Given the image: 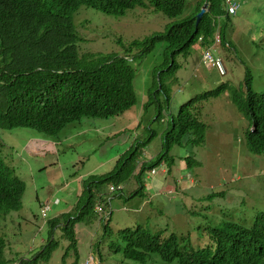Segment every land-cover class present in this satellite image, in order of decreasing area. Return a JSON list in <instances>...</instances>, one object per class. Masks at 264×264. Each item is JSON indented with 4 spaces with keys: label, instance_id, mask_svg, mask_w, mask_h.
Wrapping results in <instances>:
<instances>
[{
    "label": "rangeland",
    "instance_id": "obj_1",
    "mask_svg": "<svg viewBox=\"0 0 264 264\" xmlns=\"http://www.w3.org/2000/svg\"><path fill=\"white\" fill-rule=\"evenodd\" d=\"M185 1L186 9L178 18L192 13L202 0ZM241 2L244 11L239 9L237 16L223 20L226 36L234 49L230 51L232 66H227L233 68L232 72L223 76L216 68H208L207 63L202 62L204 47L199 42L193 44L188 55L177 57L180 67L172 76L171 112H178L181 104L191 97L214 90L222 83L227 82L231 87L227 92L222 89L218 95L201 98L200 116L206 124L204 142L193 148L190 145L175 146L170 151L176 158V176L183 174L187 181L184 183L179 176L180 182H177L182 189L184 186L188 189L172 195L176 181L173 174L168 176L167 163L157 166V171L152 172L155 175L144 173L142 179L146 186L142 195L132 194L140 186L135 176L124 181L121 184L123 188L114 193L109 190L114 183L98 184L106 200L103 201L105 211L111 212L106 228L90 209L86 218L75 225L76 248L69 244L70 240L60 227L55 228L51 239L57 241V246L51 258L48 261L41 259L40 264H71L75 256L83 260L85 254L81 248L87 236L92 235L96 242L95 257L99 248L104 264H142L128 258L123 261V254L116 252V245L122 241L119 239L120 231L141 224L153 232L162 231L164 235L171 232L187 234L192 230L193 238H204L208 233L206 227L232 219L253 222L255 216L264 211V156L259 157L250 150L247 152L248 120L230 97L234 89L246 95L244 76L247 70L251 71L253 90L258 93L264 91V0ZM168 21L165 14L142 7L129 10L124 16H116L81 6L74 15L76 32L81 38L80 54H125L123 44L164 30ZM164 47L165 42L161 41L146 57L133 62L137 72L138 101L123 114L111 118L84 116L80 121L69 123L57 135H48L31 127L0 130L4 143L1 152L26 183L23 200L26 208L0 211V236L7 241L4 256L8 264L14 258L33 257L49 239L47 220L53 219L56 212L49 211L46 219L41 216L39 199L45 201L44 194H50L54 200L68 197L67 194L72 192L74 198L69 196L73 200L69 208L75 212L76 208L72 211V207L80 198L84 180L91 174L101 175L110 171L119 154L133 143L147 140L140 148L141 161L155 159L162 151V134L169 114L163 111L156 120L158 108L150 105L145 110L144 103L154 84L152 71L161 63ZM189 155L199 163L195 165L194 160L187 158ZM189 162L194 163L192 168H181ZM222 191L223 196L214 195L204 200L190 194L197 196ZM109 197H112L111 201ZM49 204L51 207L52 201ZM198 225L204 228H196Z\"/></svg>",
    "mask_w": 264,
    "mask_h": 264
},
{
    "label": "trees",
    "instance_id": "obj_2",
    "mask_svg": "<svg viewBox=\"0 0 264 264\" xmlns=\"http://www.w3.org/2000/svg\"><path fill=\"white\" fill-rule=\"evenodd\" d=\"M203 1L192 13L178 18L186 9L185 0H0V130L31 127L48 135H57L69 123L80 121L84 116L111 118L123 114L138 101L137 72L133 62L146 57L161 41L165 42L163 59L152 71L154 84L148 91L144 108L155 105L158 108L156 120L163 111L169 114L162 134V151L155 161L143 162L136 173L140 148L147 140L133 143L118 157L112 171L91 174L84 180L80 204L73 212L78 214L73 217V213H65L49 220L50 237L42 248L29 259L14 258L12 264H40L41 259L48 261L57 246V241L51 239L57 227L76 248V223L86 218L90 209L93 211L97 199L106 201L98 184L118 185L136 176L143 186L142 176L147 169L163 161L168 162L170 168L173 166L175 157L170 153L173 147L197 146L204 142L206 124L200 116L201 100L208 95H217V90L191 97L181 104L178 112H171V81L180 67L177 57L188 55L199 37H203V45L209 44L216 30V16L225 14L224 0H208L209 10L196 25V14ZM81 6L116 16H124L129 10L142 7L165 14L169 21L163 31L123 44L125 54H80L81 38L76 32L74 15ZM221 34L225 44L224 28H221ZM254 122L256 130L248 133L247 145L253 153L263 154V105L258 107ZM3 145L0 136V211L23 210L26 184L3 156ZM143 187L134 194L142 195ZM217 225L206 227L209 232L206 236L213 241L215 234L219 233L220 239H224L229 247L236 245L233 241L236 239L257 242L264 236V215L257 217L254 225L248 227L227 224L222 228ZM196 228L203 229L204 226ZM120 232L122 241L116 245V252L140 262L156 255L172 264H197L196 251L204 254L210 245L207 243L196 249L192 230L187 234L171 232L164 235V232H153L140 224ZM6 246V239L0 236V264H8L4 256Z\"/></svg>",
    "mask_w": 264,
    "mask_h": 264
},
{
    "label": "clouds",
    "instance_id": "obj_3",
    "mask_svg": "<svg viewBox=\"0 0 264 264\" xmlns=\"http://www.w3.org/2000/svg\"><path fill=\"white\" fill-rule=\"evenodd\" d=\"M204 3H207V6L205 7V13H206L209 10V1L204 0L203 4L201 5L200 10L202 9ZM224 7H225V14L223 16L222 15L216 16V22L214 24L216 30L212 34L211 42L209 44L203 45L202 44L203 37H199V40L197 41L200 44H202L204 47V52H203V57H202L203 61L202 62L203 63L206 62L207 63L206 66L208 68H216L218 70V72L223 76L228 74L229 71L232 72L233 68H230L232 66V63H231L232 55H231L230 51L234 50L232 45H231L232 43L230 42V40H228V38H227V42L225 44L223 43L221 28H224V29L226 28L225 24L223 23V20L225 19V21H226V20H229L231 16H234V15L237 16L238 15L237 12L239 9L243 8V11H244V6H243V3L241 2V0H224ZM197 14H196V19H197ZM195 24H196V21H195ZM161 31H163V30H161ZM207 51H210L212 53V56H213L212 61H210L208 58H206V52ZM227 57H229V62L227 61ZM227 66H230V67H227ZM251 80H252L251 71L247 70L245 73V76H244L245 86L247 87L246 95L243 96L241 94V92L237 89H234V92L230 93L231 100L236 105L239 112L241 114H243L248 120V123H246V126H247V128H246V141H247V143H248V139H247L248 133L256 130V124H255L254 120H255V115L258 111V107L260 105L264 106V91L262 93H258L255 90H253ZM230 88L231 87L226 82V83H222L221 85H219L216 89H214V91L217 90L218 94H220L222 89H224V91L227 92V91H229ZM171 103H172V100H171ZM244 105H247L248 107L246 108V107H244ZM168 119H169V117H168ZM185 146H187V145H185ZM197 146H199V145H197ZM181 147H184V146H181ZM191 147L193 148L195 146H191ZM247 148H248V145H247ZM247 152H249V148L247 149ZM158 155H157V157H158ZM258 155H259V157H261V156H264V153L258 154ZM157 157L155 159L150 160V161H141L139 159V165L136 169V173L139 171L140 166L143 162L150 163L152 161H155L157 159ZM187 158L194 160L195 165L199 163V161L196 158L192 157L191 155L187 156ZM175 162H176V158H175ZM175 162H174L173 166L170 168L168 166L169 163L166 161H163L162 163L155 165V166H152L151 168L147 169L146 172H144L145 174H147V172L152 173L155 170L157 171V169H156L157 166L162 165L163 163H167L166 172L168 173V176H171L173 174L174 181H176L175 185H174V187H175L174 192L172 193V195H175L177 192L182 191L183 189H188L185 186L183 187V189L181 188V185L179 183L180 180H178L177 177L181 176L183 178L184 183H186L187 181H185V175H183V174L176 176L177 174L174 171ZM193 165H194V163L189 162L188 165H186V166L182 165L181 168L187 167V169H190V168H192ZM144 173H143V176L145 175ZM152 175H155V174L152 173ZM143 176H142V178H143ZM177 180L179 182H177ZM191 181L195 183V180L193 178H191ZM144 182L145 181L143 180V186L144 187L139 186L136 189V190H140L143 187L142 194L144 193V189L146 186V184H144ZM138 183L140 184L139 181H138ZM121 184L122 183H120L118 185H114V184L110 185V187H109L110 192L114 193L116 190L122 189L123 187L121 186ZM135 191L132 194H134ZM137 194H139V193H137ZM190 194L196 199H203L204 200V199H206V198L208 199L209 197L214 196V195L223 196L224 192L222 191V192H218V193L202 194V195H197V196L192 194L191 192H190ZM134 195H136V194H134ZM111 198L112 197H109V201H111ZM50 210H51V207H50V204L48 202L41 204V216L44 219H46V216L48 215ZM93 212L96 214V216L97 215L99 216V221L101 223H103L104 228H106L108 222L110 221L111 212L106 213L104 205H103V201L101 199L96 200V202L93 206ZM71 213H73V212H71ZM262 215H264V211L258 213L255 216V219L257 217L259 218ZM255 219H254V221H255ZM254 221L249 222V223H244V221H242V220L232 219L226 223L222 222V223H218V225L217 224L216 225L219 227H222V228L224 225H227V224H229L230 226L235 224V225L248 227V226L254 225ZM47 222H49V221L47 220ZM138 225H140V224H136L135 226H138ZM128 228H131V227H128ZM155 232H158V231H155ZM161 232H159V233H161ZM192 234H191V237L193 240V246L196 249H200V248L204 247L205 244L210 243L209 247L207 248V250L205 251L204 254L202 252L200 253V252L196 251L198 253V255L196 256L197 264H264V236L259 238L257 242H246L244 239H236V240H233L236 242V245L229 247L228 244H226L224 242V239H222V240L220 239L219 233L215 234V240H213V241L211 240L210 236H205L204 238H200V237L193 238ZM208 234H209V232L207 233V235ZM167 235H169V234H167ZM120 236H121V233L119 234V239H121ZM92 237H93V235H92ZM229 241L233 242L231 240H229ZM118 253H122V252H118ZM97 258L95 257V253H93V254L91 253L88 257H86L83 260L82 264H104V260L101 257L100 253L97 254ZM122 259L124 261L125 259H127V257H125L123 255ZM78 260H79V257L75 256L72 264H78ZM140 263H142V264H172L169 262L162 261L156 255H154L152 259H149L147 261L140 262ZM14 264H19V263L15 262Z\"/></svg>",
    "mask_w": 264,
    "mask_h": 264
},
{
    "label": "crops",
    "instance_id": "obj_4",
    "mask_svg": "<svg viewBox=\"0 0 264 264\" xmlns=\"http://www.w3.org/2000/svg\"><path fill=\"white\" fill-rule=\"evenodd\" d=\"M122 153H120L119 155H121ZM115 157H117V156H115ZM114 157V158H115ZM115 164H116V160H115ZM115 168V165H114V167L111 169V170H113ZM110 170V171H111ZM109 172V171H108ZM106 173V172H105ZM104 174V173H103ZM82 188H83V185H82ZM83 191V190H82ZM46 193V192H45ZM72 192H69L67 195H68V197H63L62 196V199H58V198H55L54 200H52V197H49L50 196V194H48L47 195V193L46 194H44L45 195V197H46V200L45 201H41L39 198V202H40V204H43V203H46V202H51L52 201V206H51V210L50 211H55L56 213L54 214V218H57V217H59L60 215H62L63 213L65 214V213H68V212H71V210H70V203H73V200L70 198V197H72V198H74V195H72L71 194ZM80 194H82V192L80 193ZM70 196V197H69ZM81 196V195H80ZM47 197H49V198H47ZM80 199V198H79ZM78 199V201H76L75 203H74V206L72 207V211L76 208V210H77V206H79V204H80V200ZM26 208V207H25ZM48 223V222H47ZM101 224V223H100ZM98 226H99V224H98ZM86 241H85V243H84V245L82 246V248H81V251H84V254H85V258L86 257H88L91 253L93 254V253H95V250H96V242H95V239H94V237H89V236H87V239H85ZM32 247L33 246H31L30 247V250L29 251H31L32 250ZM100 253V249L99 248H97V254H99ZM84 258V259H85ZM83 259V260H84ZM83 260L81 259V258H79V260H78V264H82L83 263ZM72 262H73V260L71 261V264H72Z\"/></svg>",
    "mask_w": 264,
    "mask_h": 264
},
{
    "label": "water",
    "instance_id": "obj_5",
    "mask_svg": "<svg viewBox=\"0 0 264 264\" xmlns=\"http://www.w3.org/2000/svg\"><path fill=\"white\" fill-rule=\"evenodd\" d=\"M207 6V3H204L202 9L200 10V12L197 14V19H196V25L199 23L202 15L205 13V7Z\"/></svg>",
    "mask_w": 264,
    "mask_h": 264
},
{
    "label": "built area",
    "instance_id": "obj_6",
    "mask_svg": "<svg viewBox=\"0 0 264 264\" xmlns=\"http://www.w3.org/2000/svg\"><path fill=\"white\" fill-rule=\"evenodd\" d=\"M206 58H208L210 61L213 60V56H212V53L210 51L206 52Z\"/></svg>",
    "mask_w": 264,
    "mask_h": 264
}]
</instances>
